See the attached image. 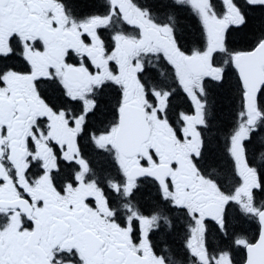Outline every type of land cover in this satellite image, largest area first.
<instances>
[{
  "label": "snow or ice",
  "instance_id": "6c2138e0",
  "mask_svg": "<svg viewBox=\"0 0 264 264\" xmlns=\"http://www.w3.org/2000/svg\"><path fill=\"white\" fill-rule=\"evenodd\" d=\"M264 0H0V264H264Z\"/></svg>",
  "mask_w": 264,
  "mask_h": 264
},
{
  "label": "flooded vegetation",
  "instance_id": "af4514ba",
  "mask_svg": "<svg viewBox=\"0 0 264 264\" xmlns=\"http://www.w3.org/2000/svg\"><path fill=\"white\" fill-rule=\"evenodd\" d=\"M261 159H264V157H261Z\"/></svg>",
  "mask_w": 264,
  "mask_h": 264
}]
</instances>
